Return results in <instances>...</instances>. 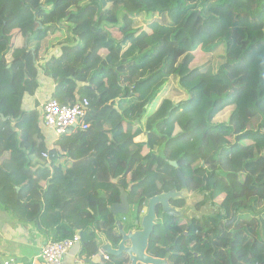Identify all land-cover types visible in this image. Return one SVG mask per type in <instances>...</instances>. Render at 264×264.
I'll return each instance as SVG.
<instances>
[{
  "label": "trees",
  "instance_id": "16d2710c",
  "mask_svg": "<svg viewBox=\"0 0 264 264\" xmlns=\"http://www.w3.org/2000/svg\"><path fill=\"white\" fill-rule=\"evenodd\" d=\"M41 70L61 105L91 104L92 127L50 162L38 112L23 110ZM0 114L15 121L0 118V204L51 241L79 235L85 261L128 264L93 262L103 234L121 241L111 206L125 189L133 227L150 198L182 189L176 162L197 209L218 211L186 222L158 207L148 253L264 264V0H0Z\"/></svg>",
  "mask_w": 264,
  "mask_h": 264
},
{
  "label": "water",
  "instance_id": "95a60500",
  "mask_svg": "<svg viewBox=\"0 0 264 264\" xmlns=\"http://www.w3.org/2000/svg\"><path fill=\"white\" fill-rule=\"evenodd\" d=\"M42 29V26H40ZM0 118L5 120L4 115L0 114ZM162 153V151H161ZM170 165L177 169L178 179L181 182L182 189L178 191L173 189L167 193H161L149 199L147 212L140 220L135 221V225L128 228L127 224L121 219V216H128L131 212L129 203V195L125 189H121L120 202L111 206V211L115 215V227L121 241L117 248L103 234L105 244L101 249V253L107 256L120 257L127 255L128 264H170L168 258H155L149 252L151 238L155 232L159 216L157 213L158 207L162 208V215H166L174 219H182L191 222L194 218H201L205 212L198 211L192 205L196 194L190 193L186 186V181L183 173L178 168L176 162H170ZM171 201H183V207H175ZM101 256L94 258V262H100Z\"/></svg>",
  "mask_w": 264,
  "mask_h": 264
},
{
  "label": "crops",
  "instance_id": "0c3cea01",
  "mask_svg": "<svg viewBox=\"0 0 264 264\" xmlns=\"http://www.w3.org/2000/svg\"><path fill=\"white\" fill-rule=\"evenodd\" d=\"M13 37L15 39L12 50L14 54L13 57H18L23 53L24 48L22 46L21 39L16 36V33L13 34ZM39 83L40 86L35 95L30 96L27 94L25 96L23 110L25 112H38L39 125L44 137V142L47 146V149L41 153L42 156L44 152L49 151L50 153L51 150L57 148V145L61 139L57 142H54L52 134L44 127L41 112L42 106L47 100H49V98L52 97L55 91V83L51 78L44 75L43 70L40 71ZM6 120L11 122L13 128L15 127V121L13 119L6 118L4 121ZM77 132L69 134L68 136H73ZM143 141H145V139ZM25 153L27 156H29V150H25ZM42 159L44 158L42 157ZM44 160L50 162V159ZM37 161L38 159L34 157L33 171H36L38 168L34 167ZM8 211L10 210L0 204V264H4L6 261L10 260H15L16 264H44L43 260L41 259V254L45 244L50 241L48 236L45 233L39 231L35 224L22 222L12 211L10 212L14 217L11 216ZM99 255L101 256V259L103 256H106L101 252ZM63 264L91 263L85 261L82 258L80 262H76L73 254H67L63 259Z\"/></svg>",
  "mask_w": 264,
  "mask_h": 264
},
{
  "label": "built area",
  "instance_id": "2783aa9c",
  "mask_svg": "<svg viewBox=\"0 0 264 264\" xmlns=\"http://www.w3.org/2000/svg\"><path fill=\"white\" fill-rule=\"evenodd\" d=\"M90 100L77 99L73 105H61L55 98H50L42 106L44 127L52 134L54 142L77 131H88L92 125L88 122L90 114ZM42 157L50 159V153L44 152ZM82 244L79 235L64 241H48L41 254L44 264H63L67 254H73L75 261L80 262ZM4 264H16L15 260Z\"/></svg>",
  "mask_w": 264,
  "mask_h": 264
},
{
  "label": "rangeland",
  "instance_id": "374dc122",
  "mask_svg": "<svg viewBox=\"0 0 264 264\" xmlns=\"http://www.w3.org/2000/svg\"><path fill=\"white\" fill-rule=\"evenodd\" d=\"M229 9H225V13H226V15L229 17ZM231 22V21H230ZM231 24L232 25H237V24H235V23H232L231 22ZM244 25V24H243ZM252 32L254 31V30H251ZM251 32V35H250V38L252 39V40H254V39H257V38H259L258 36H262V34H259L258 32H255V33H252ZM263 33V32H262ZM52 53L53 54H55V55H59L60 53H61V48H56L55 50H53L52 51ZM145 138L144 137H140V138H138L136 141L137 142H139V141H143ZM203 200V197L201 196V195H198V194H196V197H195V199L192 201V205L193 206H195V208L197 209V206H199V204H200V202ZM198 210V209H197ZM198 211H201V212H205L206 214H212V213H214V212H216V211H218V208H216V207H212V206H210V205H207L206 207H204V208H202L201 210H198ZM10 214H11V216H13V214L10 212V211H8ZM147 212V208L145 209V212L142 214V216L145 214ZM14 217V216H13ZM184 221H186V220H184ZM187 222V221H186Z\"/></svg>",
  "mask_w": 264,
  "mask_h": 264
},
{
  "label": "flooded vegetation",
  "instance_id": "af4514ba",
  "mask_svg": "<svg viewBox=\"0 0 264 264\" xmlns=\"http://www.w3.org/2000/svg\"><path fill=\"white\" fill-rule=\"evenodd\" d=\"M184 204H185V202L183 203V205H181V206H178V207H183V206H184Z\"/></svg>",
  "mask_w": 264,
  "mask_h": 264
},
{
  "label": "clouds",
  "instance_id": "9594fccd",
  "mask_svg": "<svg viewBox=\"0 0 264 264\" xmlns=\"http://www.w3.org/2000/svg\"><path fill=\"white\" fill-rule=\"evenodd\" d=\"M51 241V240H50Z\"/></svg>",
  "mask_w": 264,
  "mask_h": 264
}]
</instances>
